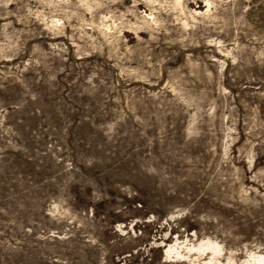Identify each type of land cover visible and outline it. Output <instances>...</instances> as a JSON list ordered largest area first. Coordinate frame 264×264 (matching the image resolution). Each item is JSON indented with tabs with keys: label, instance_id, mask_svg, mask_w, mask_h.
I'll return each instance as SVG.
<instances>
[{
	"label": "rangeland",
	"instance_id": "rangeland-1",
	"mask_svg": "<svg viewBox=\"0 0 264 264\" xmlns=\"http://www.w3.org/2000/svg\"><path fill=\"white\" fill-rule=\"evenodd\" d=\"M0 264H264V0H0Z\"/></svg>",
	"mask_w": 264,
	"mask_h": 264
},
{
	"label": "bare ground",
	"instance_id": "bare-ground-1",
	"mask_svg": "<svg viewBox=\"0 0 264 264\" xmlns=\"http://www.w3.org/2000/svg\"><path fill=\"white\" fill-rule=\"evenodd\" d=\"M171 253V249H167L166 250V254H170ZM258 261L260 260V259H257Z\"/></svg>",
	"mask_w": 264,
	"mask_h": 264
}]
</instances>
